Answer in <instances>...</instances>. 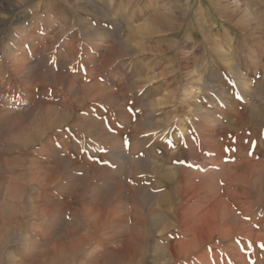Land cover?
<instances>
[{"label":"rangeland","instance_id":"1","mask_svg":"<svg viewBox=\"0 0 264 264\" xmlns=\"http://www.w3.org/2000/svg\"><path fill=\"white\" fill-rule=\"evenodd\" d=\"M5 226L0 264H264V0H0Z\"/></svg>","mask_w":264,"mask_h":264},{"label":"bare ground","instance_id":"2","mask_svg":"<svg viewBox=\"0 0 264 264\" xmlns=\"http://www.w3.org/2000/svg\"><path fill=\"white\" fill-rule=\"evenodd\" d=\"M196 156V155H195ZM3 183V182H2ZM12 188V187H11ZM11 188H9V189H11ZM26 191V190H25ZM48 203V202H47ZM33 204V203H32ZM33 211V210H32ZM179 211V210H178ZM242 219V218H241ZM86 221V220H85ZM87 224V223H86ZM7 230H8V228H7ZM8 232V231H7ZM0 233H2V235L4 234H6V226L5 227H2V230H0ZM8 239V238H7ZM2 242H3V240H1Z\"/></svg>","mask_w":264,"mask_h":264}]
</instances>
